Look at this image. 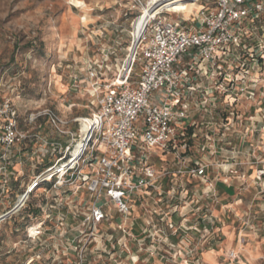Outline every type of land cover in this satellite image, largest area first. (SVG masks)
<instances>
[{"label": "built area", "instance_id": "2783aa9c", "mask_svg": "<svg viewBox=\"0 0 264 264\" xmlns=\"http://www.w3.org/2000/svg\"><path fill=\"white\" fill-rule=\"evenodd\" d=\"M169 1L132 0L130 12H138L132 26L150 14L115 69L111 47L100 59H89L82 70L95 106L89 115L67 118L43 108L21 122L11 100L0 104V197L18 177L22 151L37 155L38 165L55 156L0 214V226L42 189L54 202L46 195L43 208L45 220L56 217L50 239L61 243L52 245L71 257L70 264H122L128 242L140 252L161 245L176 250L168 230H208L202 222L187 224L184 209L194 202L200 220L215 218L202 202L216 191L200 192L195 181L210 184L225 174L228 182L227 174L238 166L237 140L245 143L258 131L244 129L246 122L257 119L264 129V0H205L193 15L185 14L187 5L201 0H181L179 12L166 7ZM46 125L55 135L43 132ZM257 171L264 179V164ZM82 191L89 198L78 201ZM164 202L171 203L167 212L159 207ZM147 206L163 218L133 233L136 208ZM63 207L66 214L54 213ZM174 214L181 217L179 225L165 220ZM69 217L81 218L78 229ZM49 229L39 222L27 228V236L45 249ZM139 260L131 256L132 264Z\"/></svg>", "mask_w": 264, "mask_h": 264}, {"label": "rangeland", "instance_id": "374dc122", "mask_svg": "<svg viewBox=\"0 0 264 264\" xmlns=\"http://www.w3.org/2000/svg\"><path fill=\"white\" fill-rule=\"evenodd\" d=\"M169 2L171 10L181 11L184 8L180 0ZM197 4L190 6L187 14H199L206 1L201 0ZM131 8L132 0H0V104L11 100L18 109L21 122L29 113L43 108L53 109L67 118L89 115L95 106L87 94L88 84L82 70L89 59H100L102 50L107 47L115 49L117 60L115 56L111 57L113 69L115 64L123 61L133 40L132 21L138 15L137 11L131 13ZM171 17L177 19L176 15ZM75 76H79L76 82ZM255 108L258 109V105ZM256 128L255 146H258L264 140L261 137L264 134L262 122ZM43 132L55 135L49 125H46ZM237 141V145H241L242 142ZM20 156V162L16 166L18 180L0 197V213L13 206L33 175L42 170L49 159L53 160L55 157L48 156L43 165H38L37 155H32L31 151L24 154L22 151ZM235 159L238 166L227 174L230 178L228 185L237 190L236 195L243 201V209L240 214H231L232 209L227 207L225 215H222L225 223L222 221L220 224L226 229L261 232L264 229V179L258 178L257 169L264 164V158L254 156L248 160L239 153L235 154ZM249 163H253L251 165L255 166V170L247 168ZM225 177V174H221L216 180L221 182ZM214 194L220 197L222 193L217 190ZM46 195L42 189L38 190L28 205L34 208L38 206L36 208L41 211L34 224L44 222L45 228L49 229L55 225L56 217L45 220L43 208L46 210ZM48 198L49 204H54L50 195ZM88 198V193L82 191L78 201ZM194 199L191 198L189 202ZM209 203V207L213 205L215 210H220L217 201ZM169 204L171 203L164 202L159 207L167 210ZM195 206L194 202L189 207ZM85 208L86 206L82 208L83 211ZM58 209L55 214L59 211L64 214L68 212L67 207ZM137 209L138 212L151 211L149 206ZM194 213L195 211L190 214V218L187 216L188 225L194 226L197 222H202L200 214L192 215ZM29 220L27 213L21 211L2 222L0 264H56L53 262L54 258H61L62 264H70L71 257L63 255L62 248L56 251L52 245L61 242L50 239L54 236L50 229L46 231L44 238L52 242L48 248L42 249L38 242L28 238L25 229ZM80 220L78 218L73 221L69 217L70 223L77 229ZM218 220L215 217L214 222L206 220V225H202L210 230L211 225L219 226ZM243 236L245 237L244 234ZM232 252L235 251H226L219 264H249L239 250L235 252L236 257H231ZM177 253L179 254L174 252ZM197 254L196 249H192L185 255V261L170 264H203Z\"/></svg>", "mask_w": 264, "mask_h": 264}, {"label": "crops", "instance_id": "0c3cea01", "mask_svg": "<svg viewBox=\"0 0 264 264\" xmlns=\"http://www.w3.org/2000/svg\"><path fill=\"white\" fill-rule=\"evenodd\" d=\"M190 6L192 5L188 6L187 13L190 9ZM259 124L260 122L255 119L254 121L246 122L243 128L245 129V127H258ZM255 137V134L249 135L247 138V142L241 143V145H239V153L248 160L252 159V157L254 156H257V158L259 159L264 158V140L261 141L260 145L255 146ZM261 137L264 138V134H262ZM253 163H249L250 165H247V168L255 170V166L251 165ZM228 183L229 182H219L216 180H213L210 184L204 185H202L198 181H195L194 183V186L199 187L200 192L204 190H210L211 192H214L213 190H218V193L219 191L220 193H222L220 197H218L217 195L212 196L210 194L208 197H206V200L202 202V204L205 206L206 211L213 214L217 220L219 219V226L211 225L210 230L204 231L202 229L203 231L200 233L194 232V230H190L186 235H184L180 231H175L174 229L168 230L170 234V240L174 243H177L176 250H171L167 246L161 245L159 246L158 250L154 252H150L146 249L140 252L137 250V246L135 245V243L128 242L129 247L128 250L123 253L124 258L121 260L122 264H132L131 256L134 254H137L140 257L138 264H170L177 261H185V255H188V252L192 251V249H196L197 253L199 254V260H202L203 264H219V262L222 260V255L225 254L226 251L231 250L235 252L239 250L242 254L245 255V258L247 261H249V264H264V229L261 232H256L255 230L251 229L238 231L236 228L226 229L225 227H222V224H220L222 223V221L224 222L222 215L226 213L227 207H230L232 209L231 211L233 212L231 214H240L243 209V201L241 199H238L239 197L236 195L237 190L233 187H230ZM214 201H217L218 206L220 205V210H215V207L213 205H210L209 207V202ZM194 210V208H191L189 206H186V208L184 209L187 214L186 216L189 215V218L190 214ZM195 214L197 213L195 212L192 215ZM134 215L136 221L132 226V230L133 233L137 234H140V230L144 226H146V223L150 221V219L154 221V223L159 224V220L164 216L163 214L159 213L153 214L149 210L138 212L137 208L134 212ZM165 220H172L177 225L180 222L181 217L174 214L173 216H165ZM205 221H202L204 225H206ZM243 234L245 235V237L243 236ZM49 244H52L51 240L49 241ZM175 251L179 252V254L177 253L176 256L174 254ZM257 255L261 256V258H258L259 256L257 257Z\"/></svg>", "mask_w": 264, "mask_h": 264}, {"label": "bare ground", "instance_id": "6f19581e", "mask_svg": "<svg viewBox=\"0 0 264 264\" xmlns=\"http://www.w3.org/2000/svg\"><path fill=\"white\" fill-rule=\"evenodd\" d=\"M180 2H182V1L180 0ZM170 4H171L170 2L165 3L166 7H169V8H170ZM193 4H196V3H193ZM193 4H190V5H193ZM188 6L189 5H187V7ZM174 12H179V11H174ZM149 14H150V11L143 13V15L140 16V17H138L135 20V22L133 23V31H131V35L133 37V41L134 42H136L137 39L139 38V36L141 35V33L143 31V28H144V25L146 23V19H147V17H148ZM185 14H187V8L185 10ZM84 130H86V129L84 128ZM78 148H79V146L76 147V150L73 153V155H75V157L78 154ZM21 202H19V204Z\"/></svg>", "mask_w": 264, "mask_h": 264}, {"label": "trees", "instance_id": "16d2710c", "mask_svg": "<svg viewBox=\"0 0 264 264\" xmlns=\"http://www.w3.org/2000/svg\"><path fill=\"white\" fill-rule=\"evenodd\" d=\"M16 172H18V170L16 169ZM18 180V177H13L12 179H11V182H10V185H9V189H11V186H12V183L14 182V181H17ZM36 195V192H34V193H32L31 194V196H30V199H29V201L27 202V204H26V206L25 207H23L22 208V210L21 211H24V212H26L27 213V217L28 218H30V222H29V225L26 227V231H27V228L29 227V226H31V225H33L35 222V219H37V216L39 215V213L41 212L40 211V209L39 208H36V207H38V206H35V208L34 207H29V205H28V203L31 201V198H33L34 196ZM10 208V207H9ZM8 208V209H9ZM8 209H6L5 211H7ZM5 211H3V212H5ZM20 211V212H21ZM2 212V213H3ZM19 212V213H20ZM1 214V213H0ZM14 216V215H13ZM12 216V217H13ZM12 217H10V218H12ZM8 219V218H7ZM6 219V220H7ZM5 221V220H4ZM1 225H2V223H1ZM0 229H1V226H0ZM25 231V232H26ZM27 233V232H26Z\"/></svg>", "mask_w": 264, "mask_h": 264}]
</instances>
